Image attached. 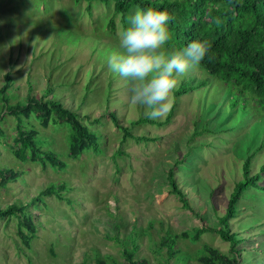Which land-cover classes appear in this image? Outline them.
<instances>
[{"label": "rangeland", "instance_id": "rangeland-1", "mask_svg": "<svg viewBox=\"0 0 264 264\" xmlns=\"http://www.w3.org/2000/svg\"><path fill=\"white\" fill-rule=\"evenodd\" d=\"M112 9L113 2L106 0H0V87L4 74L9 73L10 103L25 97L28 78L31 93L38 98L51 84L55 99L79 113L82 122L100 135L101 150H87L71 159L66 155L69 128H56L51 120L44 126L30 118L24 123L50 138L49 146L67 167L60 170L21 163L11 152L15 119L3 110L0 168H13L23 175L0 188V208L27 202L50 184L64 186L65 198L43 197L45 205L31 210L38 228L30 248L18 238L15 218L0 220V264H93L97 254L120 262L121 245L113 236L122 239L132 229L139 231L135 257L147 264H164L167 253L160 240L167 234L174 236V247L180 252L170 259L172 264H201L197 256L204 244L228 251V244L216 233H203L197 239L193 236L201 226L218 228L215 216L224 211L233 182L240 178L238 157L246 146L251 145L254 151V145L262 143L263 148L254 152L250 170L259 171L263 165L264 112L252 111L250 106L244 113L229 114L230 100L225 99L229 89L215 82L207 90L179 97L167 124L130 127L129 123L142 115V109L130 99L131 90L126 92L130 82L115 74L106 101L102 88L108 79L102 68L109 71L107 54L118 49L123 28ZM111 18L114 27L108 26ZM125 24L127 27V20ZM169 48L178 49L175 45ZM199 71V67L191 70L196 77L201 76ZM88 79L90 92L81 104ZM116 99L126 106L120 108ZM220 104L224 106L221 109ZM109 113L130 127L133 135L156 140H121L122 131L114 126ZM85 116L101 120L89 123ZM206 119L215 133L192 138L195 123L199 130ZM191 145L198 147L191 148L185 162L175 165ZM119 149L121 155H115ZM171 166L189 209L168 190L166 174ZM238 210L231 226L244 238L239 244L240 261L264 264V191L250 190L239 200Z\"/></svg>", "mask_w": 264, "mask_h": 264}, {"label": "trees", "instance_id": "trees-1", "mask_svg": "<svg viewBox=\"0 0 264 264\" xmlns=\"http://www.w3.org/2000/svg\"><path fill=\"white\" fill-rule=\"evenodd\" d=\"M110 1L113 2V13L119 15L118 18L123 28L126 25L125 20H127L128 15L136 6H150L162 11L166 10L172 17L169 21L172 39L168 47L175 45L179 49L192 40L206 41L210 45V58L206 57L199 66L201 76L196 77L191 70L182 76L184 79L177 85L172 94V107L166 119L163 121H152L145 119L141 115L129 123L130 127L145 124L160 127L167 124L179 97L187 95L194 90H207L215 82L220 83L223 89H229L228 94L225 95V99L230 100L229 114L234 115L239 110L244 113L250 106L252 111L260 110L264 112V0H106V2ZM87 10H90V7ZM108 26L114 27L112 18L109 19ZM102 69V73L105 72L104 75L108 76L106 84L102 87L105 92L104 100L106 101V98L110 95L114 73L106 71L104 67ZM87 71L88 74H91L89 69ZM92 75L94 79L95 76L94 74ZM89 80L86 82V91L81 98V104L85 102V98L90 92L88 89ZM11 82L12 78L9 73L4 74L0 87V121L4 116V114L2 115L3 110L15 119L11 152L16 160L21 163H35L43 168L51 166L63 170L67 167V163L61 160L49 146L50 138L40 135L34 126L24 123L30 118L39 120L44 126H47V121L51 120L56 128L58 125H64L69 128L66 155L71 159L78 158L87 150H92L94 153L101 151L97 138L100 135L96 131L91 130L88 127L89 125L82 122L79 113L62 106L55 99L57 96L54 95L51 84L48 83L43 88V95L38 98L31 93L32 81L28 78V90L25 97L10 103L8 89L11 86ZM130 90L131 88L127 89L126 92ZM114 102L120 108L126 106L121 100L116 99ZM223 104L219 105V109L224 107ZM108 115L114 126L122 131L121 140H126L127 138L136 142H152L156 140L154 137L133 135L130 127L121 125L114 113H109ZM200 117L203 119L202 116ZM83 119L88 120L89 123L91 121L98 123L101 120L100 118L89 119L88 116ZM207 119L199 130H197L198 124L195 123L194 132L191 135L192 138L205 132L215 133L216 129L211 128L207 124ZM4 136L5 133L0 126V137ZM196 147L198 146H189L185 154L180 159H176L175 165L185 162L191 152H193L191 148L194 149ZM254 148L255 150L253 151L251 145L246 146L244 153L242 152L238 157V160L240 159L242 163L241 175L239 179H235L233 182L224 211L221 215L215 216L218 228L201 226L196 229L193 236V239H197L203 233H216L221 240L228 244V251L223 253L215 247L204 244L197 256V261L201 264H243L240 261L242 246L239 244L244 241V238L236 229L232 228L231 221L239 214L238 202L241 198L246 197L250 190L264 191V185L261 184L264 181V163L259 171L250 170L254 152L256 153L263 148L262 143L259 145L255 144ZM121 153L122 151L119 149L115 152V155H121ZM173 174L174 170L171 166L166 174L168 190L181 201L184 208L189 209L183 192L174 181ZM22 175V171L1 167L0 188H6L9 183L16 181ZM61 189H64V186L50 184L27 202L17 201L0 208V220L16 219V234L26 248H30L38 228L31 210L37 209L39 204L45 205L43 197L65 198ZM242 226L250 227V224L246 226L245 223H242ZM115 229H118L116 224ZM182 235L184 237L188 236L186 232L182 233ZM138 236L139 231L134 229L130 233L125 234L122 239L118 238L117 235L113 236V240L121 245L120 254L122 261L117 262L109 256L97 254L94 257L93 264H147L145 259L135 257L138 251ZM173 237L167 234L160 240V247H165L167 253L164 264H172L170 259L180 253L174 247L175 241ZM177 263V261L174 262V264Z\"/></svg>", "mask_w": 264, "mask_h": 264}, {"label": "clouds", "instance_id": "clouds-1", "mask_svg": "<svg viewBox=\"0 0 264 264\" xmlns=\"http://www.w3.org/2000/svg\"><path fill=\"white\" fill-rule=\"evenodd\" d=\"M171 19L166 10L136 6L119 33L118 49L107 54L112 77L118 74L130 82V99L147 120L166 119L179 79L199 67L210 53V45L202 40L170 49Z\"/></svg>", "mask_w": 264, "mask_h": 264}, {"label": "water", "instance_id": "water-1", "mask_svg": "<svg viewBox=\"0 0 264 264\" xmlns=\"http://www.w3.org/2000/svg\"><path fill=\"white\" fill-rule=\"evenodd\" d=\"M116 1H123V0H116Z\"/></svg>", "mask_w": 264, "mask_h": 264}]
</instances>
